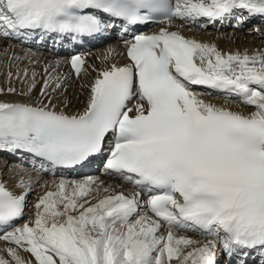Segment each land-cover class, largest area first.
Listing matches in <instances>:
<instances>
[{
	"label": "snow or ice",
	"instance_id": "1",
	"mask_svg": "<svg viewBox=\"0 0 264 264\" xmlns=\"http://www.w3.org/2000/svg\"><path fill=\"white\" fill-rule=\"evenodd\" d=\"M156 17L168 26L179 19L207 27V19L239 28L264 20V0H0V37L94 40ZM126 46L130 62L99 72L83 111L53 103L67 79L56 71L60 60L44 67L37 98L33 70L20 93L27 100L0 99V152L18 156L23 170L19 194L0 180V240L15 245L0 264H32L21 249L36 264H264V50L226 53L169 27L134 33ZM34 55L29 50L26 58ZM67 62L77 77L86 72L81 54ZM21 75L29 80V69ZM193 86L254 110L216 105L203 98L211 92ZM25 154L38 174L77 170L104 156L105 174L133 191L91 175L53 180L34 219L16 227L39 184Z\"/></svg>",
	"mask_w": 264,
	"mask_h": 264
},
{
	"label": "bare ground",
	"instance_id": "2",
	"mask_svg": "<svg viewBox=\"0 0 264 264\" xmlns=\"http://www.w3.org/2000/svg\"><path fill=\"white\" fill-rule=\"evenodd\" d=\"M252 23L254 24L259 23L262 21V19L259 18H254L251 19ZM220 21H216L215 23H211L209 26V23L207 24V27H200L199 25H194L190 22V26L188 22L186 23H175L172 22L171 26H168L167 24L164 25V27H169L170 31H179L182 35H184L186 38L190 39H196L198 41L204 42V43H212L217 45V47L223 51V52H235L237 50L243 52L247 50L250 54L253 53L255 50H264V42H260L259 37L264 38V34H255L254 29L250 31V33L247 36H244L242 33L237 28V31L229 32V34L225 33H220V31H213L214 24H216V29H217V23ZM203 23V22H202ZM222 23V22H221ZM224 23L227 24V22L224 21ZM264 25V21H262ZM228 26V25H227ZM226 26V27H227ZM224 27V26H223ZM248 27V26H247ZM231 28V27H230ZM233 26L232 29L233 30ZM223 31V30H222ZM136 32V31H133ZM112 36V34L108 35ZM107 37V36H105ZM105 37L99 38L98 40L101 41ZM15 38V37H14ZM27 38V37H26ZM129 34H124L121 39L116 40L115 44L109 45V47L103 49L100 51V53H96L94 55H90L88 59V69L85 71H82L80 74V81L78 79L75 81L74 85L71 84L69 88L67 89L66 95H62L61 92L58 90L56 93L53 94L54 99L53 103L56 104L57 108L60 110H64L69 113H75L77 111H83V109L86 107V102L89 96V91H90V85L94 82V80L97 78L98 74L100 71L108 68L111 64L115 63L117 65L123 66L124 64L129 63V61L126 58V40H131ZM115 41V40H114ZM26 43V42H25ZM108 43V42H106ZM105 43V44H106ZM104 44V45H105ZM8 46H11V43L5 39L0 37V63L3 60L4 62L1 63L0 65V89H4V94L0 96V99L3 100H8V101H25L28 99L26 96H21L20 93L23 91L27 90V84L30 82V76L31 72L34 70L36 72L37 69H34L33 67L29 70V80H25V78L21 75L19 79H17V74L21 73L23 69L29 68V65H26L28 62L31 61H38L39 64L42 62L44 63L46 59H43V56L40 51H38L36 48L28 44H23L17 46L14 50L7 48ZM109 49H115V53L112 54L109 58L105 59V54ZM29 50L31 53H34V56H31L29 58H26ZM58 55V54H56ZM12 57L14 59H27L28 61L24 63L22 68H18L17 66L13 70V75L11 78H9V69L7 68L8 61L5 60L4 58ZM59 56V55H58ZM64 56V57H63ZM4 57V58H3ZM57 60L63 61V63L59 66L62 74L71 76L72 80L75 79V75L70 71L69 69V63L68 58H66V52L62 51L61 56L59 57H54ZM23 61L19 62V64H22ZM37 63V62H36ZM5 64V65H4ZM18 64V63H15ZM13 65V64H10ZM15 66V65H13ZM55 66V63L53 64ZM56 69V70H57ZM45 76H37V87L35 92L33 93V98H37L40 88L43 83V79ZM71 80V79H70ZM80 82V83H79ZM83 85V87H82ZM68 86V85H67ZM9 87L15 88L16 93H8L7 89ZM64 88L61 90L63 91ZM193 91L196 92H211V95H206L203 98L211 103H214L216 105L220 106H225L227 108H230L233 111H239L243 112L245 114L253 111L254 109L252 107L246 106L242 103H237L233 102L232 100H226L224 94L212 91L210 89H205L200 86H193ZM70 96L69 102L67 103L66 98ZM67 105V107H65ZM26 155L23 157V163H27L26 160L29 159L30 157L26 158ZM4 157V158H3ZM22 163L21 159L18 156H15L11 153L8 152H0V180H3L6 184V186L9 188V190H12L16 193H20L23 190L16 187L18 183V179L15 181V178H7L6 174L8 173L7 169L8 166L12 164H15V170L14 173L17 172L19 169V173L23 174V170L19 167L20 164ZM25 166V164H24ZM26 167V166H25ZM26 169V168H25ZM28 170V169H27ZM10 171V170H9ZM30 172L31 177L35 181L36 179H39V184H36L35 182L33 183L32 186V192H37L35 196L37 197H32L28 195L27 197V204H26V209H25V214L29 216V220L34 219L35 216V203L38 202V197L43 195L46 190H54L51 187V179L47 178L43 173H37L32 170H28ZM50 172H56L54 169H50ZM100 173V174H99ZM86 175H92L94 177H98L100 180L104 181L105 184L112 185V182L114 184L121 185L120 187H115L117 191H123L126 194L130 193L132 189L130 188L131 186L127 184H122L119 180H113L110 179L106 174L104 168H91L90 171L86 174H72V175H58L60 178L56 179L58 181L59 179H68V180H79L84 178ZM98 175V176H97ZM45 182H49V188H44L41 185H43ZM126 185V186H125ZM39 186H41V190L39 191ZM144 197H142L143 201ZM28 205V206H27ZM30 207V209H29ZM141 210L146 211V207L144 203H141ZM29 209V210H28ZM150 215V214H149ZM26 219V218H25ZM24 220V219H23ZM29 222V221H28ZM17 225V224H16ZM10 229L9 231H11ZM196 232H179L178 234L183 235H189L193 239L203 241L206 239L205 236L201 235L200 233ZM210 238V237H207ZM8 247H12L9 245H6L4 242H0V248L1 249H6ZM20 254L25 258V260H30L32 264H36V261L34 257L31 256L30 253L25 252L23 250H19ZM3 256L7 259H11V257L8 256V253L6 251L3 252Z\"/></svg>",
	"mask_w": 264,
	"mask_h": 264
},
{
	"label": "rangeland",
	"instance_id": "3",
	"mask_svg": "<svg viewBox=\"0 0 264 264\" xmlns=\"http://www.w3.org/2000/svg\"><path fill=\"white\" fill-rule=\"evenodd\" d=\"M262 21H264V20H262ZM262 21L261 22H259V23H252V20H250V21H248V22H246L242 27H240V29H238L239 31H240V33H242L244 36H247L249 33H250V31L251 30H253V29H258L259 31L257 32V31H255V34H264V25H263V23H262ZM204 24H206V23H208V21L207 20H203L202 21ZM226 22H227V24H225L224 25V27L223 28H221L220 26L222 25V23L220 24V23H218V25H217V29H216V27H214L215 29H213V31L215 30H217V31H220V33H225L226 32V34H229V32H234V31H237V27H235V21L234 20H226ZM232 26H233V30H231L232 29ZM248 26V27H247ZM231 27V28H230ZM223 30V31H222ZM229 31V32H228ZM259 40H260V42L262 41V42H264V38H262V37H259ZM7 48H10L11 49V46H8ZM10 166L11 165H9V167H8V169L7 170H9V168H10Z\"/></svg>",
	"mask_w": 264,
	"mask_h": 264
}]
</instances>
